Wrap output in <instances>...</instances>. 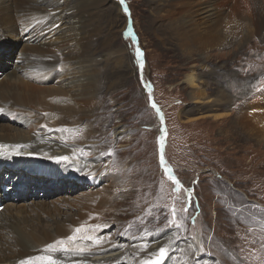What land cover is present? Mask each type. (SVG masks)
<instances>
[{"label": "rangeland", "instance_id": "obj_1", "mask_svg": "<svg viewBox=\"0 0 264 264\" xmlns=\"http://www.w3.org/2000/svg\"><path fill=\"white\" fill-rule=\"evenodd\" d=\"M87 1L93 5L101 2ZM147 1L124 0L127 14L121 18L105 6L104 11L83 25L79 54L91 70L88 79L80 84L81 98L71 96V120L67 124L78 133L74 134L75 142L64 138V133L59 132L62 127L52 134L85 160L102 162L103 168L96 171L100 174L80 173L55 157L29 152L43 158L30 155L27 161L44 166L49 157L59 160L70 171L62 174L59 167L54 168L52 177L62 183L58 186L49 187L48 181L35 187L30 181L27 188L17 189L11 188L9 181L5 184L10 186L9 200L3 204L18 191L21 199L12 201L31 215H36L37 206L33 209L29 204L44 203L52 208L55 203L63 214L50 216L45 210L39 212L51 224L54 219L65 220L78 213V206L72 205L74 198L89 191L102 194L107 188V199L95 200L96 206H104L102 215L97 219L95 213H91L93 217L89 213V220L94 218L91 228L101 226L91 235L108 237L99 249L119 247L121 261L126 259V254L120 255L123 250L141 244H147L148 249L156 237L153 234H157L170 236L160 248L167 247L168 254L180 251V259L187 264H264V114L254 116L257 125L247 120L252 107H264V36L252 37L246 44V34L240 38L239 33L236 40L242 43L237 48H218L207 52L208 57L192 49L182 50L173 47L162 33ZM234 5L236 20L244 23L248 0H234ZM31 30L39 33L41 29L32 26L26 34ZM23 33L17 31L8 42L14 49L11 57L7 59V54L2 53L4 60L0 65H8L5 69L0 66V83L9 70L23 64L29 56ZM131 38L137 41L142 53L143 67L138 65ZM62 66L65 62L59 61L56 81L43 75L42 88L61 85ZM188 75L195 86L185 82ZM48 83L53 84L46 86ZM200 88L204 91L203 99L199 98ZM63 97L62 104L69 101ZM219 97L222 104L206 107ZM78 98L84 110L77 108ZM200 100L207 104H200ZM152 101L157 107H152ZM41 111L38 114L35 109L28 120L34 124L31 131L48 129L47 123L40 130ZM11 118H0V125L16 127ZM161 143L166 166H171L180 181L178 192L161 165ZM3 161L11 166L8 160ZM73 179L75 183L67 182ZM2 212V217L12 214L18 219L23 215L10 213L6 208ZM173 219L182 226L170 225L168 221ZM141 236L146 239H140ZM192 241L197 252L189 248ZM190 255L194 261L190 262Z\"/></svg>", "mask_w": 264, "mask_h": 264}, {"label": "bare ground", "instance_id": "obj_2", "mask_svg": "<svg viewBox=\"0 0 264 264\" xmlns=\"http://www.w3.org/2000/svg\"><path fill=\"white\" fill-rule=\"evenodd\" d=\"M112 1L101 0L99 4L93 5L87 0H0V62L4 60L2 53L7 54L8 59L14 52L11 43L8 42L12 41L17 31L25 32L22 38L25 42L27 39L29 44V47L27 43L25 46V49L29 50L27 51L28 58L23 64L15 65L14 69L9 70L0 83V109H2L0 118L11 116L12 124L16 125L12 129L6 125H0V145L8 146L0 148V180L3 179L4 184L10 181L11 188L18 186L27 188L30 181L35 187L48 181L49 187L61 185L62 183H58L57 177H52L55 167H59V172L62 174L70 171L66 167H75L80 173L92 174L95 172L97 173L95 175L100 174V171H96L103 168L102 162L85 160L82 155L75 154L71 148L66 147L63 140L54 138L52 134L55 132L54 129L60 127V130L62 127L59 132L64 133V138H70L71 142H75L74 134L78 131H71L67 125L71 120V96L81 98L80 84L88 79V73L91 70L90 65L80 57L79 36L83 25L104 11L105 6L110 7L118 18L127 14L124 0L123 3L121 0ZM147 2L162 33L170 39V44L182 50L192 49L198 54H205L208 57L207 52L218 48H225V46H227L226 49L237 48L242 43V40L240 43L236 40L239 33H241L240 38L246 34L244 38L246 44L252 37L259 38L257 36L259 35L262 38L264 36V0H248L247 20L244 23H240L235 18L234 0H148ZM36 23H42L43 26L38 27L39 24ZM32 26L40 28V32L32 33L31 30L26 34V31ZM127 27L129 28L131 25L128 23ZM137 48L139 49L138 44ZM71 49L74 50L72 56ZM59 61L65 62V66L60 69L63 76L61 85L58 88H42L44 86L43 75L57 80L56 66ZM6 65L8 62L0 66L5 69ZM185 82L190 86L196 85L191 75L185 77ZM52 84L48 83L46 86ZM60 95L68 97L69 101L62 104L65 99ZM203 96L204 91L200 88L199 98L203 99ZM221 100L219 97L212 102L208 100L207 102H211L209 104L201 100L199 103L207 104L206 107L211 108L220 104ZM82 105L83 103L79 99L77 108L84 110ZM252 108L249 112L250 115H247V120L257 125L258 120L254 116L264 114V107ZM35 109L39 110L38 114H40V109L43 113L40 130L46 127L47 123L48 129L31 131L30 128L34 124L28 120L35 113ZM78 137L77 134L76 138ZM261 138H264V135ZM16 145L26 146L18 150L19 155L15 154L14 146ZM29 152L42 153L55 158L68 157L67 160L59 159L66 167L59 160L49 157L45 158L48 164H44V166L34 161H27V157L30 155L43 158ZM3 160H8L11 166L2 164ZM11 177L15 178L9 180ZM20 178L22 179L20 180ZM104 178L105 176L102 177V180ZM74 180L67 182L75 183ZM108 193L109 190L106 188L102 194L89 191L79 198H74L72 205L78 206V213L71 214L65 220L54 219L51 224H48L42 219L43 216L41 217L39 212L43 213L45 210L48 215L57 216L60 212L55 207V203H52V208L49 204L44 203L29 204L33 206V209L37 206L35 208L36 215H31L27 212L29 210L20 209L15 206L17 203L12 201L21 199V195L17 196L19 195L18 191L17 195L12 196L14 198L5 202L2 210L6 208L10 213L11 211L21 213L23 214L21 218L16 219L12 214L2 217L3 212L0 211V264H18L19 261L29 257L46 255L48 253L43 251L46 245L73 235V230L81 225L91 228L94 222V218L89 220L93 217L91 213H95L94 216H97L98 219V216L102 215L104 207L101 206L103 205L101 203L97 206L95 203L96 201L102 202L103 199L106 200ZM89 213L91 217H89ZM61 214L63 212L59 215ZM32 219L34 221L30 224ZM101 219L103 218H99V220ZM96 231L87 234H95ZM153 235L156 237L152 238L153 244L150 248L141 251L140 246H132L123 250L120 255L126 254L124 261L118 257L119 247L113 245L99 249V245L79 240L76 243L89 246L92 255L77 257L57 253L56 257L61 259L63 264H73L74 261L81 259H86L88 264H94L93 262L96 261L99 264H116L117 261H120V264H132L134 263L133 258L135 261L144 259L149 253L158 251L160 246L170 239V236ZM108 239L106 236L102 237L101 244ZM189 248H193L196 252L198 250L193 241ZM199 248H201L200 240ZM179 253L180 251L169 252V256L163 261V264H187L186 260L180 259ZM190 256V262L194 261L193 255Z\"/></svg>", "mask_w": 264, "mask_h": 264}, {"label": "snow or ice", "instance_id": "obj_3", "mask_svg": "<svg viewBox=\"0 0 264 264\" xmlns=\"http://www.w3.org/2000/svg\"><path fill=\"white\" fill-rule=\"evenodd\" d=\"M123 3V0H121ZM130 30H129V33ZM137 57H141L142 53L137 48L136 50ZM141 67H143V64H141ZM152 107H156L155 104H152ZM2 111V109H0ZM157 111H159L157 109ZM161 141H163V136H161ZM8 147L0 145V148ZM26 147L25 145H16L14 148L16 149L15 154L19 155L20 152L18 151L20 148ZM57 159L67 160L68 157H59ZM161 165L165 166V172L168 175L169 180L173 181L175 184V191H179L181 188L180 181L176 179L174 174L172 173V169L167 167V162L164 159L163 156V143H161V156H160ZM176 212L175 209H173V217H175ZM168 223L175 224L177 228L181 227L182 225L179 223H176L175 220H169ZM101 228L100 225H96L95 228H88L86 225H81L79 227H76L73 230V235L62 238L59 240L54 241L53 243H50L45 246L43 251L45 253H48L46 255H40L35 257H29L24 260H21L18 262V264H63V261L61 259H58L56 257L57 253L64 254L65 256H77V257H87L92 255L93 253L89 250V246H82L81 244H77L76 242L79 240L81 242H92V245H100L103 241L102 238H98L94 235L87 234L91 231H96ZM127 234V232H125ZM135 239V237H134ZM140 239H145V236H141ZM195 239V238H193ZM69 245H72L71 247ZM147 244H141L140 250L143 251L145 248H147ZM168 258V248L167 247H161L158 251L149 253L144 259H141L139 264H163V261ZM73 264H88L86 259L76 260L73 262ZM116 264H120V261H117Z\"/></svg>", "mask_w": 264, "mask_h": 264}, {"label": "water", "instance_id": "obj_4", "mask_svg": "<svg viewBox=\"0 0 264 264\" xmlns=\"http://www.w3.org/2000/svg\"><path fill=\"white\" fill-rule=\"evenodd\" d=\"M131 42L133 43V48H134V50H135V52H136V50H137V41L134 39H132L131 38ZM137 60H138V65L140 64V66H141V64H142V56L141 57H137ZM152 104H153V101H152ZM155 104V103H154ZM155 106H156V104H155ZM157 107V106H156ZM159 110V109H158ZM160 155H161V151H160ZM169 168H171L170 166H169ZM172 173H173V171H172Z\"/></svg>", "mask_w": 264, "mask_h": 264}]
</instances>
